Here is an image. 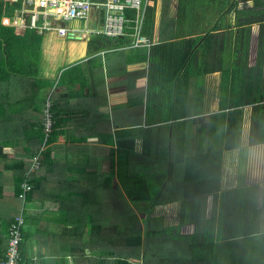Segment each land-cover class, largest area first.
I'll return each mask as SVG.
<instances>
[{
	"label": "trees",
	"instance_id": "1",
	"mask_svg": "<svg viewBox=\"0 0 264 264\" xmlns=\"http://www.w3.org/2000/svg\"><path fill=\"white\" fill-rule=\"evenodd\" d=\"M157 2H148L145 35L148 30L152 33L154 28ZM163 2L162 24L174 23L170 16L171 0ZM190 2L194 3L185 1V7H189ZM256 3V8L237 13L238 25L244 27L240 30L242 41L236 50L240 49V56L244 59L227 69L225 64L223 69L218 67L223 73L220 112H206L201 106L205 98L203 91L196 93L203 85L198 79L213 72V69L207 70L203 62V66H198V73L194 74L198 53L206 55L211 49V38L209 40L207 34H203L199 51L196 53V47L191 46L182 62L176 64L178 67L173 76L164 83L173 82L170 89L163 90L165 95L158 90L150 93L149 88L146 96L147 106L151 109V112L147 111L148 127L117 133V139L119 135H131L132 143L135 138H142L143 152L139 154L134 148L118 146L122 154V159L118 160L121 185L117 191L100 194L106 199L102 205L103 219L98 221L92 214L89 222L79 223L76 210L73 211L75 207H61L59 213H67L70 218L66 215L65 221L59 222L63 239L56 241V245L64 244L63 250L69 254L84 252V264H264V188L262 207L259 209L260 186H245L242 177L245 159L239 177L243 187L223 189L226 155L242 147L245 107H253L256 126L251 146L264 145V0ZM18 6L17 0H0V263L7 258L11 226L24 210L26 224L21 244L22 264H29L34 258H29L27 250L32 235L28 228L33 225L31 221L35 211L31 206L40 193L38 178L41 172L30 177L32 189L26 204L20 198L21 184L31 167L29 160L37 156L42 147L44 116L40 106L44 105L43 95L56 83L38 76L43 35L29 28L25 35L20 36L16 26L3 22L6 11ZM235 6L231 3L230 10ZM128 14L131 19L136 17L133 11ZM253 24H260L261 28L257 63L255 67H249ZM131 35L129 31L126 37L112 39L103 36V40L116 49L124 48L132 44ZM65 48L62 45L60 52H64ZM75 48V45L69 46L70 54H75ZM54 55L56 58L60 56L58 50ZM77 55L71 56L67 62L76 60ZM80 70L78 66L66 69L57 84V89L63 85L70 90L68 99L88 96L84 91L75 92L72 87L80 80ZM195 76L194 90L190 84ZM64 100L58 92L53 96L52 112L56 124L51 145L60 135L58 127L63 121L58 105ZM159 109H162L163 116L158 119ZM165 109L168 113L163 112ZM157 123L160 126L152 127ZM157 138L164 140L163 149ZM21 140L25 141L24 145H21ZM109 143L113 146V139ZM8 148L15 149V153L7 154ZM59 151L52 146L41 154V170L53 168L55 154ZM154 153L157 157L153 156ZM131 155L134 156L132 167L139 169L136 174L125 173L123 158ZM127 165L130 168L129 162ZM115 178L110 174L103 184L110 186ZM10 187L13 188L12 193L8 191ZM70 195L72 200L79 194ZM210 196H214V206L208 218ZM110 199L113 204L117 201V206L114 204L112 209L113 222L105 220L110 213ZM175 202L181 203V211L177 232L173 234V227H164V220L152 215L157 206ZM187 222L196 225V232L182 236L180 228ZM83 231L87 232L86 245L85 248H78L77 243L83 241L77 238V234ZM89 250L95 257L89 256ZM74 264L83 263L76 260Z\"/></svg>",
	"mask_w": 264,
	"mask_h": 264
},
{
	"label": "crops",
	"instance_id": "2",
	"mask_svg": "<svg viewBox=\"0 0 264 264\" xmlns=\"http://www.w3.org/2000/svg\"><path fill=\"white\" fill-rule=\"evenodd\" d=\"M185 1H194V3L190 2V6L185 7ZM220 1L222 2L220 3ZM257 1L261 0H171L170 16L175 22L162 24L164 2L158 0L152 33L148 30L145 35L144 24L141 34V39L144 42L138 47L134 46L136 41L135 24H129L127 28L126 36L129 31L132 34L130 46L116 49L112 44L103 40V36L98 34L105 22L106 12L103 8H95L89 20L73 21L66 24L69 30V35L66 38L60 37L56 31L43 35L38 76L54 81L56 83L54 94L58 92L65 100L58 105V112H60L63 121L58 127L60 135L54 145H51V147L56 146L60 151L55 154V163L52 169L40 170L41 177L38 178L40 193L36 195V200L31 206L32 211L35 212L31 221L33 225L28 228L32 233L27 249L30 259L38 258L39 264H74L76 260L78 263H85L84 252L69 254L63 250L64 244L56 245V241H59L60 238L63 239L59 222L66 219V215H68L59 213V209L69 205L75 207L73 211L76 210L79 223L89 222L92 214H95L98 221L103 219L102 205L106 199H103L100 194L117 191L121 185L118 177L120 174L118 160L122 159V154L119 153L118 146L122 145L132 150L134 148L139 154L143 152L142 138L137 137L132 143L131 135H119L117 139V133L141 126L148 127V112H151V109L147 106L146 96L149 88L150 93L158 90L164 96L165 91L163 90L170 89L173 82L167 85L164 83L173 76L178 67L176 64L182 62L191 46L196 47V53L197 50L199 51L203 43H200L203 34H207L209 40L211 38L209 44L211 49L206 55L203 52L198 53L194 61V74L198 73V66L203 62H205L207 70L213 69L212 73H207L204 77L203 93L205 98L201 106L209 114L220 112L223 64L227 69L230 65L241 62L240 59H244L243 56H240V49L236 50L242 41L240 30L244 27L238 25L239 15L237 13L256 8ZM99 2L104 1L99 0ZM231 3L236 4L232 10L229 7ZM4 19L14 23L16 21L14 9H9ZM20 24L21 22L17 26V34L23 36L29 28ZM260 28V24H253L251 27L249 67H255L257 63ZM62 45L66 46L64 52H60ZM70 45L76 46L73 51L75 54H70ZM56 50L60 54L57 58L54 55ZM73 55H77L76 60L67 62ZM189 61L191 62V58ZM76 66L81 67L78 72L80 80L72 87L75 92L84 91L88 96L68 99L70 90L63 85L58 86L57 89V84L66 69ZM214 68L217 71L214 72ZM191 79L195 80L191 82L190 88L195 90L196 76ZM150 81L152 82L150 83ZM85 84L86 88H84ZM51 89L43 95V104ZM158 99L160 100L159 97ZM156 102L160 105V102ZM40 107L43 110V105ZM248 107L253 108L252 106ZM248 107H245V110ZM167 110L165 109L163 112L168 113ZM159 111L160 114L157 113L156 117L158 119L163 116L162 109ZM209 114L204 118L206 121ZM246 119L245 116V122ZM158 126L160 123L152 127ZM110 139H113V146L109 143ZM157 139L160 148L163 149L164 140ZM24 143L25 141H22L21 145ZM263 146H254V152L257 155L260 153L262 158ZM251 147L253 148V146ZM250 150H245L249 161ZM195 151L196 148H194ZM6 153L13 155L15 149L8 148ZM231 154L232 152H229L226 155V161ZM153 156L157 157L155 153ZM258 159L259 156H257L254 176H256L257 170L264 168V164H258ZM133 160L134 156L132 155L123 158L126 174L139 172V169L132 167ZM128 162L130 168L127 165ZM232 166L235 167L233 163ZM146 173H148L147 169ZM236 173L235 169L225 167L224 190L243 187L240 178H237L236 185ZM110 174L115 175L116 178L110 186L104 185L106 177ZM257 184L246 183L245 186ZM8 191L12 193L13 188H8ZM71 193L79 195L70 200ZM262 200L263 190L260 188L259 209L262 207ZM209 201L211 211L209 210L208 218L211 217L210 214L213 211L214 196H210ZM114 204L117 206V201ZM114 204L110 199L109 217H105V220H110V222H113ZM87 206H89V210H87ZM170 211H177L179 216L174 215L169 218ZM180 211V202L160 205L155 208L152 217L164 220V227H173V234H175L179 225ZM176 217L177 222L175 221ZM171 218L174 219L173 224H169L172 222ZM115 221L117 222L116 213ZM187 227L189 231H184ZM195 232L196 225L187 222L181 226L179 233L182 236H188ZM77 238L83 241L80 244L77 243V247L85 248L84 240L87 239V232H79ZM111 248L112 243H110L109 249L111 250ZM114 250L116 251V245H114ZM88 253L91 256L90 250Z\"/></svg>",
	"mask_w": 264,
	"mask_h": 264
},
{
	"label": "built area",
	"instance_id": "3",
	"mask_svg": "<svg viewBox=\"0 0 264 264\" xmlns=\"http://www.w3.org/2000/svg\"><path fill=\"white\" fill-rule=\"evenodd\" d=\"M19 6L14 9L16 21L11 23L3 19L5 24L20 25L30 29L38 30L40 34L56 33L63 38L69 35L66 24L73 21L89 20L92 11L95 8H103L106 12L105 22L98 34L112 38H122L127 34L129 24H135V45L143 44L141 39L142 28L146 18V11L149 0H106L99 2L97 0H17ZM129 11H133L136 17L129 18ZM7 13V11H6ZM7 14L5 15V17ZM29 16V17H28ZM20 19V20H19ZM146 44V41H145ZM56 88L50 90L43 105V141L40 153L29 160L31 167L21 184L22 193L20 198L26 204L27 195L32 189L30 177L41 170L39 161L42 153L51 147V136L55 127V119L52 112L53 96ZM26 220L24 210L11 226V239L7 258L0 264H22L21 244L23 242V228ZM29 264H38V259L34 258Z\"/></svg>",
	"mask_w": 264,
	"mask_h": 264
},
{
	"label": "rangeland",
	"instance_id": "4",
	"mask_svg": "<svg viewBox=\"0 0 264 264\" xmlns=\"http://www.w3.org/2000/svg\"><path fill=\"white\" fill-rule=\"evenodd\" d=\"M199 82L203 83L202 85V89L201 90H196L197 94L201 93L203 91V86H204V83H205V79L204 78H199L198 79ZM203 93V92H202ZM246 112V115L244 114V127H243V136H242V149L241 150H238V151H234L232 152V154L229 156V158L227 159L226 161V168L228 169H235V171L237 172L236 173V177H235V182H236V185H237V178H239L240 174H241V164H242V161L243 159H245V169L247 170V166L249 165V169L246 171L244 169L243 173H242V177L244 179V183H258L257 185L260 186L261 190H263L264 188V168L261 170H257L256 171V176H254V170H255V167L257 166L256 165V161H257V156H259V162L258 164H264V152L262 153L263 155V158L261 157V154L259 153L258 155L256 154V152H254V146L253 148L251 147V141H252V136L255 132V124H254V119H253V108L251 107H248L246 108L245 110ZM245 116H246V122L247 125H246V122H245ZM249 124V125H248ZM249 135H251V138H249ZM246 140V141H245ZM248 140H250V142H248ZM264 147V146H263ZM250 150V161L247 160L248 158V155L246 158H244V153L247 154V152L245 150ZM249 159V158H248ZM232 163L234 164V168L232 166ZM240 170V172H239ZM241 177V176H240ZM257 180V181H256ZM260 182H259V181ZM256 181V182H255ZM209 199H208V213H209V210L211 211V208H209ZM261 206V205H260ZM174 215H177V217L179 216V214L177 213V211H170V215H169V218L170 217H174ZM212 215V213L210 214ZM177 217L175 219V221L177 222ZM171 221L172 222H169V224H173V221L174 219L171 218ZM184 231H189L188 227L184 229ZM139 262V261H138Z\"/></svg>",
	"mask_w": 264,
	"mask_h": 264
},
{
	"label": "water",
	"instance_id": "5",
	"mask_svg": "<svg viewBox=\"0 0 264 264\" xmlns=\"http://www.w3.org/2000/svg\"><path fill=\"white\" fill-rule=\"evenodd\" d=\"M102 1H105V0H102Z\"/></svg>",
	"mask_w": 264,
	"mask_h": 264
}]
</instances>
